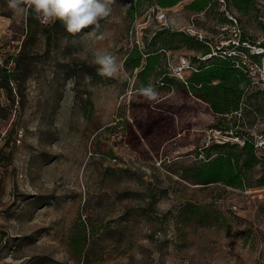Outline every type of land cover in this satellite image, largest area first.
Listing matches in <instances>:
<instances>
[{
    "label": "rangeland",
    "instance_id": "374dc122",
    "mask_svg": "<svg viewBox=\"0 0 264 264\" xmlns=\"http://www.w3.org/2000/svg\"><path fill=\"white\" fill-rule=\"evenodd\" d=\"M189 1L114 0L98 27L72 35L0 0V264H264L259 164L241 167L242 188L195 177L238 150L215 146L237 116L220 121L179 87L199 40L218 45L238 28L262 37L264 0L246 14L230 0L201 12ZM134 48L161 51L154 101L137 90ZM97 50L117 57L118 76L97 74ZM259 90L243 97L246 126L253 111L264 122Z\"/></svg>",
    "mask_w": 264,
    "mask_h": 264
},
{
    "label": "trees",
    "instance_id": "16d2710c",
    "mask_svg": "<svg viewBox=\"0 0 264 264\" xmlns=\"http://www.w3.org/2000/svg\"><path fill=\"white\" fill-rule=\"evenodd\" d=\"M180 1L182 0H154V3L165 8L171 7ZM230 1L236 10L244 14L250 10L251 4L253 3L255 6L256 2L255 0ZM213 2L214 0H190L183 5V8L193 12H201L210 8ZM243 33L244 32L241 34L242 39H247L252 43L254 42ZM199 42L202 44V49L195 54L197 63V67H195L196 70H194L187 79L181 82L179 87L183 90L184 95L192 96L198 101L206 104L211 113L213 115H218L219 120L223 121L226 119V114H230L239 109L240 104L243 102L244 95L251 87L250 80L245 74L235 68L229 59L218 55H212L203 60L198 59L199 55H206L211 52V48L206 42L201 40H199ZM163 44L165 45L166 43ZM260 45L264 47V40L260 42ZM162 48L164 47H160V49ZM160 52L159 49H156L142 55L136 48L132 49L128 62H130L129 65L132 69L139 68L136 72V76L138 77V91L142 86H147L149 84L158 89L159 86L157 84L159 82L163 86L166 84L163 77H160ZM258 93L263 95L264 104V92L259 90ZM246 109V107L242 109L244 114L248 112ZM167 119L170 125H175L176 118L173 115L168 114ZM232 122V124H236V121ZM156 125L154 121L151 125L152 130L151 132L149 131V134H152ZM219 129H221V127H219ZM215 146L225 147L229 150L233 147H237L238 150L234 153L223 152L198 166L195 171V177L199 184H209L220 181L230 186L242 188L244 187V172L241 170V167L246 169L247 167L259 164L260 182L258 184L264 186V157L258 158L251 144L245 142L240 146L235 143L223 142Z\"/></svg>",
    "mask_w": 264,
    "mask_h": 264
},
{
    "label": "clouds",
    "instance_id": "9594fccd",
    "mask_svg": "<svg viewBox=\"0 0 264 264\" xmlns=\"http://www.w3.org/2000/svg\"><path fill=\"white\" fill-rule=\"evenodd\" d=\"M113 3L114 0H8V7L16 15L31 10L45 26L58 21L67 33L75 35L84 29L98 27L99 22L110 15ZM93 64L102 77L114 78L122 70L117 57L108 51H95ZM139 92L148 101H154L158 95L151 84L142 86Z\"/></svg>",
    "mask_w": 264,
    "mask_h": 264
},
{
    "label": "built area",
    "instance_id": "2783aa9c",
    "mask_svg": "<svg viewBox=\"0 0 264 264\" xmlns=\"http://www.w3.org/2000/svg\"><path fill=\"white\" fill-rule=\"evenodd\" d=\"M260 5L262 4L260 3ZM227 17L231 25L235 27L237 22L236 18L231 14H227ZM258 18L264 26V20L261 17ZM237 30L238 32L234 33V35L231 34L223 38V40H219L218 45H212L206 42L210 46L211 52L206 55H199L198 59L203 60L212 55L229 59L235 68L249 78L251 86H256L264 92V47L260 45V42L264 40V34L252 43L247 39H242L241 30L239 28ZM185 65V60H182L181 65L176 68V74L180 78H182L181 71L184 67H187ZM192 69L196 70L195 68ZM244 107H246V104L242 102L237 111L225 115V118L237 116L238 124L218 130L219 133H224L227 136V139L222 140V143L230 142L241 146L245 142H248L252 145L253 151L258 158L264 157V122H260L257 111H253L254 120L246 126V122H244L245 114L242 110Z\"/></svg>",
    "mask_w": 264,
    "mask_h": 264
}]
</instances>
